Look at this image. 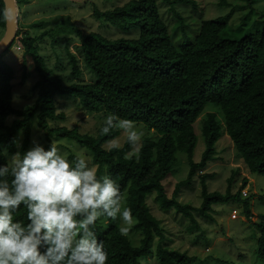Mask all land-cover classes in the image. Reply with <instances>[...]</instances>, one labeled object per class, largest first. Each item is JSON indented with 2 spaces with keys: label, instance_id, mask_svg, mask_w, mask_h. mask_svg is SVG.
Instances as JSON below:
<instances>
[{
  "label": "trees",
  "instance_id": "obj_1",
  "mask_svg": "<svg viewBox=\"0 0 264 264\" xmlns=\"http://www.w3.org/2000/svg\"><path fill=\"white\" fill-rule=\"evenodd\" d=\"M27 1L15 0V6ZM177 1L190 2L196 7L193 0H125L111 8L94 5V20L116 28L120 34L112 36L95 30L75 29L80 57L67 50L70 78L65 76L68 66L59 63L58 72L62 76L56 74L52 70L56 67L50 66L42 55L40 41L47 33L33 34L19 20H16L12 43L0 53V146L7 147L9 153L15 152L11 141L20 133L23 137L21 150H26L35 119L36 128L45 133L46 139L65 138L84 147L97 166V175L104 167L106 174L119 185L125 197L124 205L132 212L131 227L139 231L141 237L135 245L128 235L120 233L115 223L105 225L98 220L94 231L108 252L107 264H145L151 257L157 264H193L196 260L166 236L160 219L150 211L147 200L151 196L162 210L174 207L190 217V228L198 226L192 211L212 219V205L230 200H242L243 211L250 220L247 198L241 199L240 191L233 193L230 182L224 192L209 191L204 174L199 177L200 206L176 200L177 190L191 183L197 171L213 159L215 144L221 135H227L249 171L264 177V19L256 23L258 27L253 32L240 38L223 35L228 28L229 13L203 19L192 40L175 44L169 28L173 23L169 25L163 20L160 2L169 5L176 17L173 36L181 30V37L185 39L187 25L174 8ZM231 1L250 5L256 2L217 0V6H232ZM40 24H32V27ZM0 28L4 32L3 0H0ZM16 44L23 49V70L30 59L38 77L33 85L34 102L22 108L12 105L15 73L4 58ZM79 60L95 75L94 81H77L83 69ZM22 76H26L25 71ZM56 95L73 96L85 113L133 121L143 130L137 150L131 152L127 140L120 148H104V143L119 134L118 128L103 134L100 127L95 134H90L72 127L51 125L53 121L64 119V114L55 109ZM208 105L214 110H206ZM11 116L14 119L8 124ZM197 120L201 123L204 149L194 161L198 140L194 123ZM181 153L187 157L188 174L176 184L177 189L168 198L162 181ZM3 162L6 161L0 160ZM13 218L27 223L23 210L14 213ZM253 223L259 233L257 256L264 264V216ZM204 234L202 231L195 239Z\"/></svg>",
  "mask_w": 264,
  "mask_h": 264
},
{
  "label": "rangeland",
  "instance_id": "obj_2",
  "mask_svg": "<svg viewBox=\"0 0 264 264\" xmlns=\"http://www.w3.org/2000/svg\"><path fill=\"white\" fill-rule=\"evenodd\" d=\"M123 1L125 0H28L25 4L21 2L16 4L15 17L31 33L36 35L47 33L40 41L41 53L47 58V63L50 66L56 67V69H52L56 74L59 73L61 75L58 72L60 71L58 67L61 66L59 63L68 66L67 73L63 71V74L66 73L65 76L69 77L70 69L67 50L77 58L80 57L79 39L76 36L75 29L95 30L112 36L120 34L116 28L107 27L104 23L94 20L92 10L94 5L99 8H111L121 4ZM193 1H195L196 7L192 6L190 2L181 1H177L174 7L186 22L187 26L184 33L187 34V37L185 39L181 37L183 32L181 30H178L173 36V30L176 29L174 23L176 17L169 9V5L160 2V13L163 20L169 25L173 23L169 28L172 34V41L175 44L192 40L196 34L198 24L203 19H213L229 13L228 28L223 34L224 37L229 38H240L246 33L253 32L258 27L256 23L264 19V0H256L252 5L231 1L232 6L224 7L217 6V0ZM245 15L247 16L242 19ZM39 22L42 23L40 26L32 27V24ZM4 32L0 28V40ZM22 51L23 49L19 45H12L4 56L5 60L14 68L15 75L12 85L14 83L15 89L12 92V96L17 94L20 97L18 102L12 101V105L15 108H22L25 105L32 104L36 97L33 85L38 77L34 72L30 59L27 60L23 70ZM79 63L83 67L80 60ZM81 70L82 73L77 81L92 82L95 80V75L91 71L84 67ZM23 71L26 73L24 78L22 76ZM54 102L56 111L63 113L64 119L53 121L51 123L53 126L72 127L80 132L95 134L103 123L104 118L100 113H85L78 100L71 95H56ZM206 110L214 109L212 105H208ZM13 119V116L9 117L7 123L9 124ZM33 120L31 138L27 149L31 147L33 139L45 147L51 141L67 159L71 160L74 155H83L86 160H90L91 164L95 165L89 152L84 147L82 148L80 145L65 138L52 136L51 140L46 139L45 133L36 128L35 119ZM136 128L143 132L138 126ZM194 129L198 136L193 154V160L195 161L200 158L204 149L200 121L197 120L194 123ZM19 136H22V134L19 133ZM115 138L119 141L120 147L126 142V135L121 130ZM113 139L104 143L105 149L112 147L110 142ZM137 148L133 149L130 147V150L135 152ZM188 170L187 157L181 153L178 155V161L172 167L170 173L162 181L168 198L173 196L175 189H177L176 184L187 177ZM102 174H106L104 167L100 172V175ZM203 174L206 176L205 184L209 191L224 192L229 182L233 193L240 191L241 199L247 198L249 203L250 220L247 219L243 211L242 200L239 202L230 200L213 204L210 211L212 219L204 217L199 212L192 211L193 219L198 225L194 228H190L192 225L190 217L180 213L174 207L162 210L159 204L154 203L152 196L147 200L151 207V213L160 219L166 236L172 238L174 245H179L182 249L181 251L196 257L193 264H229L231 262L233 264H261L257 256L256 244L259 233L253 222L260 221L264 216V177L248 170L226 134L221 135L217 139L213 159L208 161L203 169L197 171L191 183L189 182L177 190L175 193L176 200L182 204H190L193 207L200 206L202 197H200L201 184L199 177ZM244 178L246 179L245 183H243ZM243 192L247 194L243 195ZM233 210H236L235 217L231 216ZM99 221L105 225L115 223L119 228L125 226L119 218L111 222L107 218H101ZM126 226L129 227L127 234L129 239L133 244L137 245L141 237L139 231L133 230L132 224ZM202 231L205 233L204 236L196 240L195 238ZM219 260H226V262H218ZM145 264L157 263L151 257Z\"/></svg>",
  "mask_w": 264,
  "mask_h": 264
},
{
  "label": "clouds",
  "instance_id": "obj_3",
  "mask_svg": "<svg viewBox=\"0 0 264 264\" xmlns=\"http://www.w3.org/2000/svg\"><path fill=\"white\" fill-rule=\"evenodd\" d=\"M20 97L13 94L12 101ZM118 128L128 144L137 148L143 132L133 121L112 115L103 120L100 131ZM113 148H119L114 138ZM9 153L0 146V264H107L108 252L94 231L101 218L123 225L127 235L133 222L131 209L110 175H97V166L83 155L67 159L50 141L47 147L33 139L22 149V136ZM23 210L27 223L14 220Z\"/></svg>",
  "mask_w": 264,
  "mask_h": 264
},
{
  "label": "water",
  "instance_id": "obj_4",
  "mask_svg": "<svg viewBox=\"0 0 264 264\" xmlns=\"http://www.w3.org/2000/svg\"><path fill=\"white\" fill-rule=\"evenodd\" d=\"M5 10V32L0 40V53L13 41L16 31L15 0H3Z\"/></svg>",
  "mask_w": 264,
  "mask_h": 264
},
{
  "label": "built area",
  "instance_id": "obj_5",
  "mask_svg": "<svg viewBox=\"0 0 264 264\" xmlns=\"http://www.w3.org/2000/svg\"><path fill=\"white\" fill-rule=\"evenodd\" d=\"M242 194H243V195H246L247 193H246V192H243ZM231 216H233V217L236 216V210H233V213L231 214Z\"/></svg>",
  "mask_w": 264,
  "mask_h": 264
}]
</instances>
